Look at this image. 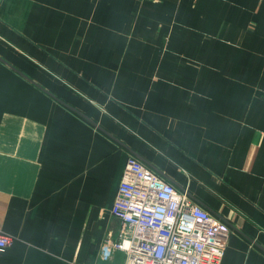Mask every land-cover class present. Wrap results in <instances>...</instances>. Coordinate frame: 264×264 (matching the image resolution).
<instances>
[{
  "label": "crops",
  "instance_id": "obj_1",
  "mask_svg": "<svg viewBox=\"0 0 264 264\" xmlns=\"http://www.w3.org/2000/svg\"><path fill=\"white\" fill-rule=\"evenodd\" d=\"M130 153L264 264V0H0V264H125Z\"/></svg>",
  "mask_w": 264,
  "mask_h": 264
},
{
  "label": "built area",
  "instance_id": "obj_2",
  "mask_svg": "<svg viewBox=\"0 0 264 264\" xmlns=\"http://www.w3.org/2000/svg\"><path fill=\"white\" fill-rule=\"evenodd\" d=\"M111 212L123 227L120 239H105L104 259L119 250L125 264H222L229 225L132 153ZM11 242L0 229V255Z\"/></svg>",
  "mask_w": 264,
  "mask_h": 264
}]
</instances>
